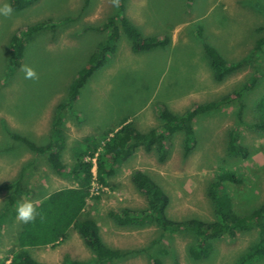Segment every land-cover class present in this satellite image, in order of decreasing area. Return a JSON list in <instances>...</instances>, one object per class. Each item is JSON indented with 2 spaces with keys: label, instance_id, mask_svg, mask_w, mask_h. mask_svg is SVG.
<instances>
[{
  "label": "rangeland",
  "instance_id": "rangeland-1",
  "mask_svg": "<svg viewBox=\"0 0 264 264\" xmlns=\"http://www.w3.org/2000/svg\"><path fill=\"white\" fill-rule=\"evenodd\" d=\"M122 3L124 14L138 25L143 35L167 34L171 45L158 56L135 54L128 59L123 53L130 41L121 29L116 41L117 54L111 55L79 87L72 109L60 111V116L64 115L62 129L66 140L61 154L63 174L49 167L45 155L30 152L6 133H18L36 144L47 142L57 104L66 99L72 79L87 64L97 44L106 38L107 31L87 26L101 25L116 10L119 0H37L10 16H0V184L10 182L22 165L30 161L24 179L31 198L22 200L33 203L54 189L74 185L69 175L75 165L71 148L83 136H100L108 129L116 130L123 119L142 132L161 129L159 111L166 109L163 113L181 115L194 104L215 100L248 80L258 66L260 74L255 85L242 96L245 103L242 120L254 119V105L264 95V45L254 67L247 64L223 81L215 82L202 42L214 46L230 61L250 54L256 40L264 36V0ZM3 4L7 0H0V6ZM66 17L72 19L63 22ZM45 18H52L54 30L42 29L25 37L23 57L7 75L9 39ZM25 65L35 70V79H25L22 70ZM237 107L234 102L197 115L193 121L196 144L187 156H183L180 132L166 134L164 144L169 151L163 161L158 160L156 152L135 150L131 159L114 164L107 178L109 185L101 186L96 179V158H85L93 163L90 188L92 195L98 196L87 200L85 209L97 222L106 245L131 251L110 264H151V256L162 264H236L239 256L257 240L259 229L251 226L238 231L232 239L213 240L212 252L205 259L192 260L188 253L194 241L192 234H161L154 224L118 226L108 214L125 207H146L145 196L130 179L132 169L145 172L160 185L169 197L166 214L174 220L214 219L207 187L220 169L231 170L242 179L240 183H226L238 213L245 215L264 203V133L239 124ZM233 129L239 133V142L249 148L250 155L245 159L226 152ZM4 198L5 194L0 193V206ZM18 223L2 230L0 258L11 247L12 230ZM29 250L37 261L47 264H60L65 258H91V252L74 229L55 247ZM8 258L4 264H10L12 256ZM251 264H264V257Z\"/></svg>",
  "mask_w": 264,
  "mask_h": 264
},
{
  "label": "trees",
  "instance_id": "trees-1",
  "mask_svg": "<svg viewBox=\"0 0 264 264\" xmlns=\"http://www.w3.org/2000/svg\"><path fill=\"white\" fill-rule=\"evenodd\" d=\"M37 0H7L13 12L29 7ZM124 0H119L116 10L109 15L99 26L87 27L92 30H105V40L99 42L95 50L90 54L87 64L76 74L68 87L67 97L56 106L52 115L48 140L44 144H36L27 137L18 133L8 131L6 134L25 145L32 153L45 155L46 163L58 174L64 173L65 165L62 163L61 154L66 147V140L62 129L63 116L60 111L71 110L72 103L76 100L79 87L87 81L93 72L104 65L106 60L114 53L119 32L122 31L130 41L131 49L135 52L150 50L155 47L166 46L169 35L162 34L143 35L141 31L124 14ZM194 0H186L191 4ZM256 7V6H255ZM72 18L66 17L62 21L67 22ZM55 24L52 18H45L36 23L26 26L21 35H13L8 41L9 54L7 58L6 74L13 72L16 63L23 57L25 48V37H30L38 30L52 28ZM264 45V36L259 37L253 50L247 56L239 60L230 61L225 59L218 50L206 42H202L203 51L207 57L208 66L212 71L215 82H221L229 74L247 64L255 66ZM258 66L244 83L238 84L231 91L218 96L215 100L203 104H194L181 115L163 113L166 109L159 111L162 120L161 129L142 132L132 122L123 119L118 123V128L108 129L100 136L86 135L77 140L71 148L74 157L75 168L69 171L74 180V185L54 189L43 195L38 203L33 204L35 216L29 222H21L16 215V205L22 201V197L30 194L27 181H25V170L31 165L25 162L20 168L18 175L8 183L0 184V193L5 198L0 206V234L4 227L19 222L13 229L14 240L0 258V264H4L12 256L10 264H47L37 261L30 253V248L51 246L55 247L67 239L70 229L76 230L84 245L91 252V258L77 260L65 258L60 264H110L131 251H125L106 245L99 231L97 222L86 211L85 205L90 198H98L90 192L93 174L91 171L93 163L86 157H95L96 179L101 186L109 185L107 174L116 162L128 160L138 147L146 152H156L159 161H163L168 154V146L164 144V138L173 133L183 134L182 147L183 156H187L196 144L193 121L195 117L205 111L219 109L222 105L237 103L236 119L239 124H244L250 129L264 133V95L255 103V117L249 122L242 120L243 108L242 98L244 91L255 85ZM260 71V70H259ZM166 115V116H165ZM238 124V125H239ZM226 152L229 156L247 158L250 155L249 148L239 142V133L233 129L229 133ZM130 179L136 190L146 198V207L141 209L122 208L119 211H110L108 214L118 226H141L154 224L161 229V234L188 232L194 236V241L188 247L189 257L192 260L205 259L212 252L213 240L228 237L234 238L238 231L246 230L251 226H257L258 237L253 244L239 256L236 264H251L255 260L264 257V203L251 210L249 213L240 214L234 208V199L229 194L227 182L240 183L241 178L231 170H217L207 187V195L211 201L214 213L213 220L201 218H186L174 220L166 214L169 205V197L160 185L148 174L140 170H133ZM93 257V258H92ZM151 264H162L161 261L151 256Z\"/></svg>",
  "mask_w": 264,
  "mask_h": 264
},
{
  "label": "clouds",
  "instance_id": "clouds-1",
  "mask_svg": "<svg viewBox=\"0 0 264 264\" xmlns=\"http://www.w3.org/2000/svg\"><path fill=\"white\" fill-rule=\"evenodd\" d=\"M12 12H13L12 7L9 4H3L2 6H0V16L7 17V16L12 15ZM22 70L24 72L25 79H35L36 78V72L30 66L25 65L23 66ZM15 211H16L17 218L21 222H29L33 220L35 216L34 206L29 200H23V201L18 202L16 205Z\"/></svg>",
  "mask_w": 264,
  "mask_h": 264
},
{
  "label": "crops",
  "instance_id": "crops-1",
  "mask_svg": "<svg viewBox=\"0 0 264 264\" xmlns=\"http://www.w3.org/2000/svg\"><path fill=\"white\" fill-rule=\"evenodd\" d=\"M133 22V21H132ZM137 28H138V25H135ZM139 29V28H138ZM140 30V29H139ZM146 33H149L148 32V30L146 29V31H145ZM160 35H162V34H160ZM160 35H157V36H160ZM144 36H145V34H144ZM147 36V35H146ZM171 45V43H170V41H169V43L166 45V46H163V47H155V48H152L153 50L155 49L156 51H151V53L149 52L150 50H145V51H140V52H135V51H133L132 49H131V46H130V43H129V46L127 45V47H126V52L125 53H123V55L125 56V57H127L128 59H130L131 58V56H134L135 54H139V55H142V56H148V55H150V56H158V55H161V53H162V51H165V49H168V45ZM145 52V53H144ZM114 54H117V49H115V51H114V53L112 54V56L114 55ZM119 55V54H118ZM140 149H142L141 147H138L136 150H140ZM146 152V151H145ZM134 156H135V154H134ZM133 156H131V158H132ZM130 158V159H131ZM127 161V160H126ZM75 166V165H74ZM73 166V167H74ZM70 167H72V165H70ZM75 168V167H74ZM141 169V168H140ZM132 170H135V169H132ZM131 170V171H132ZM131 171H130V174H131ZM111 172L112 171H110V172H108V174L106 175L107 176V178H108V175H110L111 174ZM24 198H31L30 196H28V197H24ZM41 198H38V200H36V201H33V203L32 204H36V203H38V201L40 200ZM23 200H25V199H23ZM22 200V201H23Z\"/></svg>",
  "mask_w": 264,
  "mask_h": 264
},
{
  "label": "built area",
  "instance_id": "built-area-1",
  "mask_svg": "<svg viewBox=\"0 0 264 264\" xmlns=\"http://www.w3.org/2000/svg\"><path fill=\"white\" fill-rule=\"evenodd\" d=\"M93 178H94V176H93ZM92 181H93V180H92ZM92 189H93V188H92ZM92 189L90 188V192H91V194H92V191H93Z\"/></svg>",
  "mask_w": 264,
  "mask_h": 264
}]
</instances>
